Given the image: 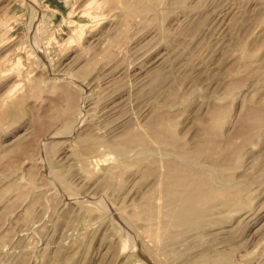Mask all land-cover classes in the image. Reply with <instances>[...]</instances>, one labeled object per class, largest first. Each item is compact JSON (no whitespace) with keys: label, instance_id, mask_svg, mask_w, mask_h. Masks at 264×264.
<instances>
[{"label":"rangeland","instance_id":"rangeland-1","mask_svg":"<svg viewBox=\"0 0 264 264\" xmlns=\"http://www.w3.org/2000/svg\"><path fill=\"white\" fill-rule=\"evenodd\" d=\"M0 264H264V0H0Z\"/></svg>","mask_w":264,"mask_h":264},{"label":"bare ground","instance_id":"bare-ground-1","mask_svg":"<svg viewBox=\"0 0 264 264\" xmlns=\"http://www.w3.org/2000/svg\"><path fill=\"white\" fill-rule=\"evenodd\" d=\"M53 135H55V134H53ZM93 147H94L93 143H90V144H88L86 146V148H88V149H91ZM175 209L171 210L169 212V217L166 219V222H167V224L169 226H171V225H177V226L187 225V226H191L194 223H196L197 221H199L200 219H202V217H203V210H201L200 208L194 206L192 204L191 199H189V198H185L184 202L182 203V205L179 208L177 207V210H175ZM183 227H185V226H183Z\"/></svg>","mask_w":264,"mask_h":264}]
</instances>
